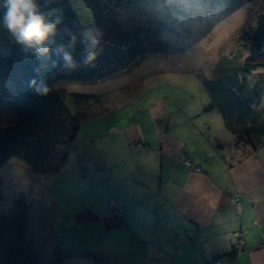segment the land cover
<instances>
[{
  "label": "crops",
  "instance_id": "1",
  "mask_svg": "<svg viewBox=\"0 0 264 264\" xmlns=\"http://www.w3.org/2000/svg\"><path fill=\"white\" fill-rule=\"evenodd\" d=\"M258 20L257 33L196 73L211 92L201 86L206 101L193 115L164 94L125 113L128 104L118 102L128 82L119 80L145 57L96 82L110 104L74 110L81 125L74 146L43 173L60 264H264V144H235L224 121L249 127L264 118V54L241 73L264 33Z\"/></svg>",
  "mask_w": 264,
  "mask_h": 264
},
{
  "label": "trees",
  "instance_id": "2",
  "mask_svg": "<svg viewBox=\"0 0 264 264\" xmlns=\"http://www.w3.org/2000/svg\"><path fill=\"white\" fill-rule=\"evenodd\" d=\"M84 2L99 33L95 49L98 55L89 65L82 62L84 45L81 41L84 38L75 26V15L67 0H36L38 11L46 22L56 25L46 56L34 49H26L4 28L2 17L6 6L5 0H0V38L4 40L6 51L0 56V168L17 160L35 174L44 173L49 161H63L72 150L81 125L66 102V94L56 88L58 83L94 84L122 75L138 66L145 56L184 53L245 4L255 5V18L264 17V0ZM73 37L75 47L70 50L77 67L67 69L57 55V46L67 47ZM263 49L264 33L261 40L254 42L250 58L253 62L248 60L241 73L251 70V64L264 54ZM199 79L211 92L209 80ZM32 80H44L49 87L48 94H36L29 86ZM215 85L219 86V83ZM71 99L77 106L94 98L73 94ZM224 121L235 137V144L244 142L254 148L264 144V118L259 125L249 127H240L239 121L233 125L227 117ZM0 264H38L28 242L6 231L2 222ZM56 264H60L59 257Z\"/></svg>",
  "mask_w": 264,
  "mask_h": 264
},
{
  "label": "rangeland",
  "instance_id": "3",
  "mask_svg": "<svg viewBox=\"0 0 264 264\" xmlns=\"http://www.w3.org/2000/svg\"><path fill=\"white\" fill-rule=\"evenodd\" d=\"M67 1L75 15V26L83 38L87 34L97 40L99 33L94 26L92 13L84 0ZM254 9L256 7L253 4L240 7V10L230 14L221 22V25L213 29L204 41L199 42L198 45L194 44L184 53L145 56L139 67L119 80L118 86L128 82L126 89L130 92L121 99V102H118L128 104L124 108L125 113L127 111L130 113L133 107L142 108L146 100H153L154 94H164V98H168L167 103L173 104L175 110L183 109L182 115H193L195 108L205 103V92L196 73H201V69L215 63L220 55L233 52L235 47H229L231 44L247 41L249 35L257 33L255 27L260 21L255 18ZM3 43V38H0V56L5 55L4 52H6ZM56 88L66 94V102L72 112H76L74 110L80 106L104 104L110 96L109 91L104 92L103 87L96 83L61 82L56 85ZM73 94L92 98L97 96L99 101H95L94 98L76 106L71 99ZM134 94L138 95L134 96ZM108 103L110 104L109 100ZM45 178L43 173L35 174L24 163L17 160H11L2 166L0 168V222L13 236L17 235L28 242L33 251V258L38 264H56L49 200L44 188Z\"/></svg>",
  "mask_w": 264,
  "mask_h": 264
},
{
  "label": "clouds",
  "instance_id": "4",
  "mask_svg": "<svg viewBox=\"0 0 264 264\" xmlns=\"http://www.w3.org/2000/svg\"><path fill=\"white\" fill-rule=\"evenodd\" d=\"M6 11L2 17L4 28L26 49H34L36 52L47 55L49 44L56 33V25L46 22L45 17L39 13L36 0H5ZM75 37L65 47L57 46V55L60 56L67 69L77 67L70 49L75 47ZM84 45L82 62L85 65L91 64L97 57L95 50L98 41L87 34L81 41ZM29 86L38 95H47L49 87L44 80H32Z\"/></svg>",
  "mask_w": 264,
  "mask_h": 264
},
{
  "label": "built area",
  "instance_id": "5",
  "mask_svg": "<svg viewBox=\"0 0 264 264\" xmlns=\"http://www.w3.org/2000/svg\"><path fill=\"white\" fill-rule=\"evenodd\" d=\"M139 145H134L135 148H137ZM108 209L110 212L112 213H116V214H119L121 212V207H120V204L116 203V202H113V201H109L108 203ZM264 236V233H262V238ZM212 264H221L220 261H214Z\"/></svg>",
  "mask_w": 264,
  "mask_h": 264
}]
</instances>
